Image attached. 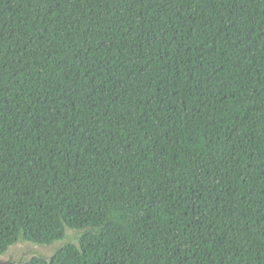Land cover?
<instances>
[{
	"label": "trees",
	"instance_id": "16d2710c",
	"mask_svg": "<svg viewBox=\"0 0 264 264\" xmlns=\"http://www.w3.org/2000/svg\"><path fill=\"white\" fill-rule=\"evenodd\" d=\"M61 241L264 264V0H0V255Z\"/></svg>",
	"mask_w": 264,
	"mask_h": 264
},
{
	"label": "water",
	"instance_id": "95a60500",
	"mask_svg": "<svg viewBox=\"0 0 264 264\" xmlns=\"http://www.w3.org/2000/svg\"><path fill=\"white\" fill-rule=\"evenodd\" d=\"M68 231V230H67ZM70 242H75L72 232L68 231ZM67 241L55 243L52 247H43L31 242H19L12 245L4 254L0 255V264H32L34 257L50 261L56 250Z\"/></svg>",
	"mask_w": 264,
	"mask_h": 264
}]
</instances>
